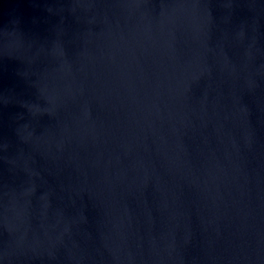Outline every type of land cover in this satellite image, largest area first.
Masks as SVG:
<instances>
[{"label":"water","instance_id":"1","mask_svg":"<svg viewBox=\"0 0 264 264\" xmlns=\"http://www.w3.org/2000/svg\"><path fill=\"white\" fill-rule=\"evenodd\" d=\"M0 264H264V0H0Z\"/></svg>","mask_w":264,"mask_h":264}]
</instances>
